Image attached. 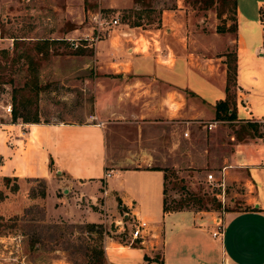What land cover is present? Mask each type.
<instances>
[{"label":"crops","instance_id":"0c3cea01","mask_svg":"<svg viewBox=\"0 0 264 264\" xmlns=\"http://www.w3.org/2000/svg\"><path fill=\"white\" fill-rule=\"evenodd\" d=\"M92 1L99 9L87 8L86 0L56 6L63 21L73 24L66 35L83 31L86 12L135 2ZM174 1L158 20L144 26L120 21L90 43L99 75L92 111L83 121H18L7 113L0 118V180L44 179L48 214L121 224L117 231L128 239L104 240L108 264H159L145 259L146 253L160 254L162 264H264V138L242 141L234 132L224 143L221 175L226 184L236 180L246 189L242 206L222 213L223 239L212 235L221 211L164 209L165 167L202 164L196 155L183 158L185 136L205 121L199 117L211 118L206 127L219 120L215 104L227 96L231 52L237 58V113L264 119V0H238L236 23L232 28L234 20L224 15L223 30L214 10L197 14L187 0ZM12 201L0 199V215L9 213ZM95 215L97 220L89 219ZM135 215L150 224L145 243L126 226ZM7 237L9 256L0 264H25L24 255L15 254L14 236L0 239Z\"/></svg>","mask_w":264,"mask_h":264},{"label":"rangeland","instance_id":"374dc122","mask_svg":"<svg viewBox=\"0 0 264 264\" xmlns=\"http://www.w3.org/2000/svg\"><path fill=\"white\" fill-rule=\"evenodd\" d=\"M20 1L18 4H9L12 0H0V118L6 116L2 105L11 102L13 112L17 110L19 114H26L29 118L83 121L92 111L94 81L99 75L95 70L93 47L90 46L92 41L89 39L96 34L92 15L89 16L86 12L85 20L80 24L83 31H76L77 33L68 36L66 31L73 24L64 22L62 7H56L64 0ZM175 3L174 0H135L131 6L103 7L101 13L119 15L122 23L126 22L131 26H144L149 19L158 20L163 7H172ZM187 3L195 8L197 14L209 15L214 10L217 16L215 6L200 8L188 0ZM86 7L93 11L99 9L98 4L92 0H86ZM229 14L232 12L229 11ZM218 20L221 27H224V19L218 17ZM106 34L100 35L101 38ZM46 38L56 40L42 49V52L32 48L33 42ZM74 42L79 45L75 47ZM77 49L79 52H76ZM27 50L31 52L29 57L22 55ZM234 58L235 53L231 52L228 60L234 61ZM205 93L208 94L206 90ZM237 100L239 109L241 104ZM12 114L9 116L13 119ZM199 119L208 121L211 118ZM15 120L23 119L18 117ZM246 120L247 118L239 115L234 120L221 119L212 129L205 126V121L196 123L198 125L190 135L185 136L189 142L183 144L182 156L186 159L190 156L195 160L196 155L202 164L196 166L195 163H182L179 166L165 167L166 203L169 209L190 212L223 210V201L221 208L217 207V200L222 199L215 195L222 192L223 187L216 183L223 175L220 170L225 144L231 142L230 135L235 132L236 139L242 141L264 138V135H250L246 132L237 136ZM260 131L264 134V125L260 127ZM209 172H214L217 177L213 182L207 177ZM0 181V199L11 196L13 200L9 213L0 215V236H14L15 241L19 242L15 254L20 257L24 255L25 264H94L96 260L108 264L106 257L100 255V249L104 250V240L109 237L123 241L128 239L124 230L117 231L121 224L113 221L107 224L79 222L48 214L45 200L47 185L44 179L10 178L7 183ZM225 189L224 209L242 206L239 202L243 201L245 185L236 180L228 181ZM5 191L8 193L4 194ZM214 195L217 200L213 198ZM200 197L204 204L198 201ZM97 217L95 215V218L89 219L97 220ZM126 226L128 229L133 227L132 223ZM9 239H0V261H5L4 256H9Z\"/></svg>","mask_w":264,"mask_h":264},{"label":"trees","instance_id":"16d2710c","mask_svg":"<svg viewBox=\"0 0 264 264\" xmlns=\"http://www.w3.org/2000/svg\"><path fill=\"white\" fill-rule=\"evenodd\" d=\"M188 1L192 3L193 5H198L200 8H211L215 6L219 17H222L224 19V15H227L228 17L234 20L232 24V28L234 27L236 23L238 0H188ZM229 11H231L233 15L229 14ZM221 30H223V27H221ZM55 40L56 39H47V38L42 39L41 41L37 40L33 42L32 48L35 49L37 52H42V49L48 47V45ZM77 50L76 52H79V49ZM30 53L31 52L27 50V52L23 53L22 55H24L25 57H29L31 55ZM236 80H237V58L235 56L234 61L233 60L229 61L228 81H227V87H226L227 96L224 99L218 100L215 104V119L234 120L238 118L237 94H236V91H234L233 89V87L237 83ZM12 117L13 119H16L17 117H21L24 121H38L39 120L38 118H29L26 114H19L17 110L13 112ZM263 125H264V121L260 122L254 118H247L246 123L241 126V129H240L241 131L237 133V136L240 137L242 135L241 132H246V133H249L250 135L257 134L258 136H263L264 135L263 132L260 131V127ZM51 163H52V160L50 161V164ZM166 178H167V174L165 172V206H164V209L165 211H173L175 209H169L166 203V191H167ZM3 179H4V182L7 183L10 177L6 176ZM215 195L213 196V198L217 200V197ZM198 201L204 204L203 198L200 197ZM221 206H222L221 200L219 201L217 200V207L221 208ZM100 255H102L103 257H106V255H104L103 249H100ZM160 257H161L160 254H155L154 256H150L148 253L145 254V259L150 260V261L156 260L159 264H162V259ZM94 264H103V261L96 260V263Z\"/></svg>","mask_w":264,"mask_h":264},{"label":"built area","instance_id":"2783aa9c","mask_svg":"<svg viewBox=\"0 0 264 264\" xmlns=\"http://www.w3.org/2000/svg\"><path fill=\"white\" fill-rule=\"evenodd\" d=\"M109 15V14H107ZM101 13V11H98L91 16L92 22L95 23V28H96V34L93 36L89 37L91 41H95L101 38L100 35H104L109 32V30L115 26H117L120 23V17L119 15H114V16H107ZM88 39V37H87ZM73 45L77 47L79 44L74 42ZM5 113L8 115H11L13 112V107L11 102H7L2 105ZM249 110V108H248ZM220 120H211L208 122V128H213L214 126L217 125V123ZM264 121V119L260 120ZM110 174V171H107V175ZM208 179L213 182V180H216L217 177L214 172H209L208 173ZM218 181V180H217ZM219 186L223 187V194L222 192L218 193L217 195L222 199L223 201V210L221 211V214L218 215V217L215 219V228L212 230V235L214 237L223 239L225 235V221L222 216V213H224L225 209V196L224 192H226L225 187H226V182H225V177L224 174L222 175L221 179H219V182L216 183ZM104 193H106V190H104ZM132 230H131V236L133 239H140L141 243H145V241L148 239V236L151 235V229H150V224L149 222L141 218L137 215L132 218ZM118 224V223H117Z\"/></svg>","mask_w":264,"mask_h":264}]
</instances>
